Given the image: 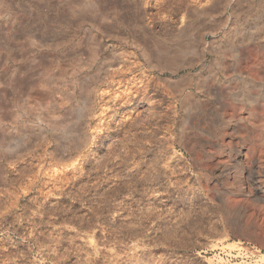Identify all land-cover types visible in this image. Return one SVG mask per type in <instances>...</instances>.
I'll use <instances>...</instances> for the list:
<instances>
[{
    "label": "rangeland",
    "instance_id": "374dc122",
    "mask_svg": "<svg viewBox=\"0 0 264 264\" xmlns=\"http://www.w3.org/2000/svg\"><path fill=\"white\" fill-rule=\"evenodd\" d=\"M263 194L264 0H0V264H264Z\"/></svg>",
    "mask_w": 264,
    "mask_h": 264
},
{
    "label": "bare ground",
    "instance_id": "6f19581e",
    "mask_svg": "<svg viewBox=\"0 0 264 264\" xmlns=\"http://www.w3.org/2000/svg\"><path fill=\"white\" fill-rule=\"evenodd\" d=\"M132 89V88H131ZM193 109V108H192ZM155 116V115H154ZM153 117V116H152ZM152 117H150L152 119ZM157 117V116H156ZM156 117H154V119H156ZM149 120V119H148ZM158 120V119H157ZM159 121V120H158ZM153 125V124H152ZM152 127V126H151ZM155 127V126H154ZM159 128V126H158ZM155 129V128H154ZM71 130V129H70ZM143 132V131H142ZM153 134V133H152ZM142 135V134H141ZM146 135V134H145ZM152 136V135H151ZM76 137V136H75ZM141 137V136H140ZM148 138V137H147ZM75 139V138H74ZM150 139V138H149ZM152 139V138H151ZM143 169V168H142ZM241 169H238V174H237V180H241ZM245 184V183H244ZM251 192V191H250ZM251 194V193H250ZM264 195V194H263ZM237 228V227H236ZM249 228V227H248ZM243 229V227H242ZM245 232L247 233L248 231L245 230Z\"/></svg>",
    "mask_w": 264,
    "mask_h": 264
}]
</instances>
